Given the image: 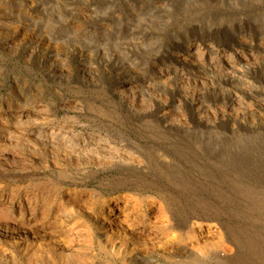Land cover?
<instances>
[{"label": "rangeland", "instance_id": "1", "mask_svg": "<svg viewBox=\"0 0 264 264\" xmlns=\"http://www.w3.org/2000/svg\"><path fill=\"white\" fill-rule=\"evenodd\" d=\"M262 72L264 0H0V264H264Z\"/></svg>", "mask_w": 264, "mask_h": 264}, {"label": "bare ground", "instance_id": "2", "mask_svg": "<svg viewBox=\"0 0 264 264\" xmlns=\"http://www.w3.org/2000/svg\"><path fill=\"white\" fill-rule=\"evenodd\" d=\"M135 35H134V32L133 31H130L129 33L127 34H121V33H116V35L113 37L112 39V43L115 44V45H118V44H121L124 40L128 39L129 41H133L135 42L137 45H139L135 40ZM139 38V37H138ZM147 39V38H146ZM145 40V38H144ZM153 43H149L150 45H155V46H158V47H161L162 46V41L159 40V41H152ZM143 44V43H142ZM141 44V45H142ZM145 44V43H144ZM148 45V44H147ZM208 50V49H207ZM160 53H161V50H160ZM159 53V54H160ZM193 54V55H198L200 53H202V51L200 50L199 46H197L193 51L191 49H187L182 53V56L183 55H186V54ZM176 54V53H175ZM180 57L179 54L178 55H171V57ZM175 57V58H176ZM220 67L218 66H209V67H206V70H207V73L208 74H211V75H214L216 70L219 69ZM223 69V68H222ZM221 69V70H222ZM261 80H264V72H262V76H261ZM165 128L171 133V132H174V133H178L179 135H182L183 137H188L190 131H191V127H183V128H177L173 125H169V126H165ZM111 209V208H110ZM109 210V209H108ZM21 218V217H20ZM125 239V238H124ZM140 258V257H139Z\"/></svg>", "mask_w": 264, "mask_h": 264}]
</instances>
